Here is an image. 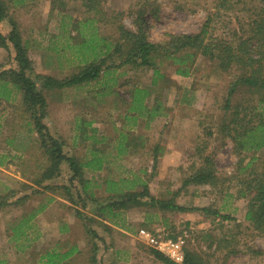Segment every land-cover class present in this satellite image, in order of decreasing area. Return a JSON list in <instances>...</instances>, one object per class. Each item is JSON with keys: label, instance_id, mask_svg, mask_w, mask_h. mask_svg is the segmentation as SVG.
<instances>
[{"label": "rangeland", "instance_id": "obj_1", "mask_svg": "<svg viewBox=\"0 0 264 264\" xmlns=\"http://www.w3.org/2000/svg\"><path fill=\"white\" fill-rule=\"evenodd\" d=\"M17 1L19 0H6L8 8L11 9ZM22 2L23 11L36 13L35 17L40 23L50 22V27L55 29L57 21L58 27L71 26L75 30V38H70L73 34L67 33L62 37V47L69 53L72 42L81 43L83 39L88 41L86 47L79 48L81 53L76 61L79 65H88L95 58L100 61L108 53L104 52L107 50L104 47L106 42L110 41L111 45L118 41L124 42L121 37L122 26L138 31L142 24L149 39L161 41L169 33L199 32L206 25L209 37L207 40H224L236 46L242 38L255 36L257 23L264 22V0ZM256 44V40L252 42L254 47ZM112 51L114 59L120 57ZM263 61L264 58L261 59ZM111 62L109 59L108 63ZM238 64L223 69L218 61L200 55L191 74L185 76L177 73L176 66L171 61H166L160 65L164 76L157 83L153 82L155 76L152 68L124 67L119 72H112L109 68L104 72L107 82L111 84L107 86L109 89L116 87L125 98L129 97V90L134 85L149 89V105L154 106L155 110L161 105L159 108L167 111L166 115L160 113L161 117L151 121L145 135L151 141L145 142L144 147L140 148L141 153L134 158L135 172L128 175H133V181L136 180L135 189H143L147 182L152 195L173 198L179 205L189 208L185 211L163 210L150 205L132 208L127 214L134 230L139 226H147L165 236L183 235L186 239V252L196 251L204 264H264V228L248 217L252 197L258 190L255 186L264 182V144L256 146L264 135V86L258 83L264 79V71L254 76L259 88L243 81L235 85L237 77L241 79L242 76L251 74V69L259 67L258 62L254 66L239 64L240 67ZM232 86H235L234 90L231 89ZM91 88L93 86L88 83L86 89L92 90ZM81 104L80 102L79 105ZM108 107L110 108L109 104ZM69 109L71 112L68 118L74 112L71 107ZM84 114L86 120L94 116L108 117L106 110L103 109L98 116L90 107ZM181 115L184 117H180ZM180 118L184 119L185 125L187 123L194 128L197 135L191 148L187 149L188 158L176 163L171 156L174 149H170L168 160L159 159L157 165H154L152 156L145 152H151L153 145L162 139L159 136L162 127L180 123ZM108 122L113 123L110 119ZM84 150L80 148L77 152L83 155ZM207 158L211 160L210 164L207 163ZM129 165L130 162L128 167ZM207 168L215 173L218 179L216 184H185L186 178ZM115 171L121 172L120 168ZM205 207L219 213L206 212ZM256 208L254 200L253 209ZM12 214L14 211H6V207L0 209V215L5 216V220ZM224 215L230 217L225 218ZM152 218L151 224H143L144 220ZM5 227V222L1 220L0 230L5 232ZM3 245H6V238L0 237V247ZM152 249L147 244H138L130 264H164L155 257Z\"/></svg>", "mask_w": 264, "mask_h": 264}, {"label": "crops", "instance_id": "obj_2", "mask_svg": "<svg viewBox=\"0 0 264 264\" xmlns=\"http://www.w3.org/2000/svg\"><path fill=\"white\" fill-rule=\"evenodd\" d=\"M22 6L19 0L7 9V17L0 20V33L8 36L12 21L18 23L32 61L26 73L45 95L47 107L41 129L34 108L12 75L20 70L16 48L9 39L6 45L0 42V209L14 211L6 220L0 215V222L6 224L5 232L0 230V237L6 238V245L0 247V264H130L137 245H149L140 235L148 227L133 228L127 211L139 206L123 208L113 203L121 199L120 194L139 190L128 173L135 172L136 154L151 141L145 136L151 121L167 111L149 105L150 93L143 98L147 108L131 109L130 90L125 98L116 87H107L111 84L105 77L109 69L105 65L98 80L47 87L44 77L62 80L87 66L76 62L86 41L72 42L69 53L62 47V37L67 33L73 38L75 30L71 26L62 29L57 21L52 29L50 22L40 23L36 13L24 12ZM110 67L112 72L133 68L130 64ZM88 83L92 90L86 89ZM70 107L74 109L72 119L67 117ZM88 107L98 116L104 109L108 117L86 120ZM180 119V123L162 127V139L152 147L155 151L145 152L154 165L159 159L167 161L170 149H174L171 156L176 163L188 158L187 149L197 135ZM45 137L58 139L77 168L68 159H56L53 147L43 143ZM80 148L85 149L83 155L77 152ZM119 168L121 172L116 173ZM146 220L145 225L153 222Z\"/></svg>", "mask_w": 264, "mask_h": 264}, {"label": "trees", "instance_id": "obj_3", "mask_svg": "<svg viewBox=\"0 0 264 264\" xmlns=\"http://www.w3.org/2000/svg\"><path fill=\"white\" fill-rule=\"evenodd\" d=\"M7 3L6 0H0V20L7 17ZM210 19V17H209ZM255 36L242 38L236 46L232 45L231 42L221 41V40H210L208 37V28L206 25L199 31L194 33H169L166 38L161 41H153L147 37V32L145 31L143 25L139 26L138 31H134L122 26L121 37L124 42L118 41L114 45L112 43H105L104 47L107 50L104 57L100 61L96 58L94 61L90 62L83 70L72 76L66 77L62 80L57 79L52 76L44 77L45 85L52 87H64L80 84L83 82H91L98 80L103 71L104 65L107 68H111L113 65L115 67H121L125 65H132L134 68H152L154 70L153 82L157 83L158 79L164 76L161 66L166 61H171L173 65L176 66V71L180 75H190L195 63L197 62L200 55L208 56L209 59L218 61L223 69H228L232 65L235 66L239 62L241 66H254L255 62L259 63V67L251 69V74H247L241 77H237L236 83L243 81L244 83L255 85L256 84L255 74L264 71V64L261 59L264 58V22L257 23ZM13 29L8 36L2 35L0 33V42L3 45L7 44L9 39L16 48L17 55L16 58L20 65V70L13 71V76L20 82V85L24 94L25 100L32 106L37 115V121L41 129H44L45 125L41 122V119L45 115V110L47 107V100L45 95L37 88L36 82L27 75L26 69L32 68L27 53V46L25 45L19 25L17 22L12 21ZM257 42L256 46L252 45V42ZM88 41H86L87 44ZM91 44V43H89ZM90 46V45H89ZM118 53L119 58L114 59L112 57L111 51ZM112 51V52H113ZM112 60L108 63V60ZM119 60V61H117ZM238 64V66H240ZM240 66V67H241ZM243 69V68H242ZM261 86H264V79L258 81ZM235 86H232L234 90ZM231 90V91H232ZM130 93L132 96L131 109L138 111H143L145 104L143 103V98L147 94L151 93L149 89L139 87L134 85L130 88ZM229 100V98H228ZM140 102V104H139ZM229 104H227V107ZM157 110L159 105L156 107ZM155 114L154 112H152ZM45 135V133H44ZM261 141H259L256 146H262L264 144V135H262ZM51 145L53 147V155L56 159L65 158L71 161V166L77 168L78 164L73 157H68L63 153V148L58 139L51 137L48 139L44 138L43 143ZM58 161V162H59ZM207 163H211L209 158L206 159ZM92 163H88L90 165ZM215 173L210 169H200L194 175L185 179V184L190 183H210L216 184L218 179L214 175ZM258 188L257 194L255 192L252 197V207L248 212V217L256 220L258 224L264 228V182L258 183L256 186ZM254 187V189H255ZM120 200L115 201L117 207L128 208L130 206H152L164 209H178L181 211L188 210V207L179 205L173 198L165 199L159 198L150 192L147 182L144 183V187L141 190H137L129 193L120 194ZM254 200H256V209H253ZM206 212H215L209 208H204ZM225 218H229V215H224ZM154 219V218H152ZM153 253L158 259H160L164 264H178L171 260L168 256L162 252L153 249ZM183 264H204L202 257L192 250H187L185 263Z\"/></svg>", "mask_w": 264, "mask_h": 264}, {"label": "built area", "instance_id": "obj_4", "mask_svg": "<svg viewBox=\"0 0 264 264\" xmlns=\"http://www.w3.org/2000/svg\"><path fill=\"white\" fill-rule=\"evenodd\" d=\"M140 235L146 239L150 246L162 252L174 262L178 264L185 263L186 239L183 235L178 237L165 236L150 228H142Z\"/></svg>", "mask_w": 264, "mask_h": 264}]
</instances>
